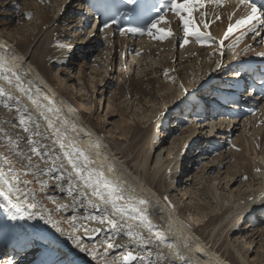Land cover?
<instances>
[{"label":"bare ground","instance_id":"obj_1","mask_svg":"<svg viewBox=\"0 0 264 264\" xmlns=\"http://www.w3.org/2000/svg\"><path fill=\"white\" fill-rule=\"evenodd\" d=\"M3 1L0 0V4ZM193 1L200 6H194ZM48 3L57 4V10L63 8V17L55 18L57 14H50L46 7H41ZM85 3L86 0H37L26 10L37 15L39 20L37 32H42L40 41H45L46 45L38 55L44 65L29 52L37 34L28 30L17 31L10 27V20L0 17V64H3L0 76H7L12 81L8 83L0 78V88L5 92L0 96V153L12 159L18 170L15 174L19 176L17 183L21 189L11 199L0 195V255L3 256L0 262L4 260V264H8L9 258L17 257L21 249L28 248L29 255L12 264H124L123 257L129 251L137 257L133 264H264V230L242 226L248 216L257 217L261 212L264 216V100H260L254 109L247 104V95H243L244 99L237 104L232 100L236 92L232 78L239 73L235 61L264 56V19L249 20L253 14L251 5L246 3L190 0V17L188 12L180 10L153 23L155 27L141 37L143 42L139 47L142 53L155 55L171 50L169 57H172L174 42L175 45L182 42L181 46L186 49L181 53L182 60L171 65L172 69H166L163 61L152 63L149 69L143 68L140 77H144L150 88L139 89V96L133 95L134 82L124 72L126 97L131 103L116 106L119 119L110 125L120 137H114L98 124L94 108L82 109L64 93L61 80H52L44 69L48 61L61 65L67 74L75 62L71 57H78L77 46L85 54L101 38L99 33L82 36L81 29L74 32L75 26L81 28L83 22L98 29L102 25L101 20L89 16V11L83 12ZM96 3L105 7L101 0ZM177 3H184V0H177ZM258 14L256 12L255 16ZM165 19L167 23H164ZM188 19L192 21L190 30L184 24ZM61 22L64 23L62 26L59 25ZM159 26L162 30L158 31ZM101 33L107 43L102 50L106 54L100 59L105 61L112 57L106 63L110 65V71L105 79L111 81L109 75L113 73V56L119 41L124 55H127L136 46L137 39L119 35L112 25L110 30ZM63 36L68 42L62 40ZM58 40L63 43L56 44ZM143 64L140 60L137 65ZM213 66L218 68L210 75L212 82L208 75ZM173 80L182 86L184 95L177 94ZM215 85L222 92L219 96L212 93ZM96 94L97 91L92 92L88 101L94 106ZM211 96L217 104L221 100L219 109L224 105L217 121H210L208 117L219 112L208 109ZM33 100L37 103L34 104ZM157 102L161 105L155 106ZM133 106L140 111L132 109ZM128 107L131 109L127 110ZM48 108L52 111L48 112ZM178 108H182V115L184 109L189 111L190 108L195 116L188 120L194 122L173 138L171 147H166L165 141L156 142V135L160 134L157 131L164 119L174 115ZM227 112L231 116L224 115ZM45 116L61 133H66V147L70 141L74 142L89 155L92 167L102 168L127 195L147 202L148 211L142 223L121 220L112 213L110 206L95 207L80 194L79 186L67 175L72 171L71 165L63 160L62 150L55 142V130L48 128ZM21 117L26 125H21ZM181 118L179 115L177 119ZM206 118L213 132L208 136L202 131V135L194 139V134L201 133L200 129L205 127L203 121ZM36 124L40 125L39 129ZM194 124L199 128H194ZM167 125L170 126L169 121ZM25 126L29 131L24 130ZM35 131L41 135H33ZM29 139L47 145L42 151L60 155L64 169L49 175L33 174L34 170L23 167L27 161L15 153L32 156L28 151ZM17 140L18 144L15 143ZM222 141L228 145L222 143L220 146ZM201 144L207 151L208 145L214 144L212 146L220 149V156L212 159L209 167L206 163L202 165L200 174L195 175L192 200L198 211L197 221L193 222L190 209L179 203L172 192L180 186L178 188L184 196L187 185L182 175L187 179L190 177L187 166L197 159V153L193 154L192 149ZM164 148L169 152L167 155H164ZM32 160L43 169L53 167L51 160L41 161L36 156H32ZM226 163L228 167L222 169ZM206 167L215 175L207 177L205 172L202 173ZM23 172L28 174L23 175ZM25 180L31 182L25 183ZM252 180L257 181V190L253 188ZM24 194H30L29 202L37 204L35 209L22 203ZM28 213L32 214L31 218ZM93 216L97 218L91 219ZM109 219H117V225L113 227ZM130 231L134 236L128 235Z\"/></svg>","mask_w":264,"mask_h":264},{"label":"rangeland","instance_id":"obj_2","mask_svg":"<svg viewBox=\"0 0 264 264\" xmlns=\"http://www.w3.org/2000/svg\"><path fill=\"white\" fill-rule=\"evenodd\" d=\"M37 0H4L3 4H0V17L2 19L5 20H10V27H13L15 30L20 31V32H24L25 30H28L29 32H34L33 34H37L36 36L39 38H35L33 44L29 47V52L31 56H35L34 58L36 60H39L40 63L43 64V59L38 55V52L41 48H44V46L46 45V42H42L40 40L43 39V36L41 35L42 32L38 33V29L36 28V24L39 22V20L37 19V15H34L32 12L29 13L30 11H26L29 7H32V3L36 2ZM58 1V0H57ZM64 1V0H63ZM9 2V3H8ZM43 5V4H42ZM41 7H46L47 10H49L50 14H57V16L55 18L59 17H63V8H59V10H57L56 5H52L51 3H48L44 6ZM64 6V4H63ZM83 12H87L86 6H85V10H83ZM79 16H82V13L79 14ZM167 23V20L164 22ZM62 24H64L63 22L59 23L60 26H62ZM17 28V29H16ZM74 28V27H73ZM76 30L74 32H76L78 29H81V35H89L92 33H99V35L101 36V40L99 39V41L95 42L94 38H91L90 40L95 42L94 47H90L92 48V50H89L90 48H88V51L83 54L82 51L80 49L79 46H77V55L78 57H71L72 60H74V64L71 67L70 72H67V74H65L64 71H62L61 69V65H57L55 63H51L47 61V64H45L44 69L46 74L54 81H58L61 80V85H63L64 87V93L68 94L71 96V98H73L76 102L77 105H79L82 109L84 110H92V108H94V116L97 119V121L99 122L98 124H100V126L102 127V129L108 133H111V135H115L114 137H117L118 134H116V131H113L112 129H114L113 126H111L110 124H112V121H114L115 119H119V112L116 109L117 107H122L123 105H125V103L128 102V104L131 103V99H127V95H126V91H125V76H124V72L128 73L131 77H132V81L134 82V90H133V95L134 96H139V89H143V90H147L150 88V84L148 82H146V80L142 77H140V73L142 71L143 68L149 69L150 67H152L153 64H157L161 61L162 64H164L166 67V69H172L173 67H171V65L174 64H178L182 59V52L184 51L183 46H181L180 42L179 44L175 45L174 42V46H175V50L173 51V59L172 57H169V55L171 54V50H169V52L164 51V52H157L155 55L154 54H145L142 53L140 51V47H139V43L143 42L142 39H137V42H135L136 46H134L132 51L127 52V55H124L123 50L121 49L120 45V41L119 44L117 46V52H115L114 54V59H113V73L111 75H109L111 81H105L106 76L108 75L109 71H110V65H106V63H108V61L112 60V57H107V60H101V56H105L106 51H102L103 48L106 47V43H107V38L105 37L104 34L101 33L105 32V29L103 28H93L90 25H84V22L82 23V26L80 28V26L76 27ZM91 28V29H90ZM67 29V28H65ZM70 29V28H68ZM97 29V30H96ZM162 30V26L158 27V31ZM164 30V29H163ZM69 32V31H68ZM73 32V31H70ZM164 32V31H163ZM162 33V32H160ZM66 36V35H65ZM63 36L62 40L68 42V39ZM118 40H120V38H118ZM171 40V38H170ZM63 41L58 40L56 42L57 43H63ZM54 42V41H53ZM78 43H80L79 41H77ZM169 43V42H167ZM134 44V42H133ZM23 45V44H22ZM180 45V46H179ZM84 49L86 50L87 47H84ZM159 50H163V48H160ZM168 53V55H166L165 53ZM105 53V54H104ZM104 54V55H103ZM186 57V56H185ZM168 60L170 63L172 62V64H168L165 61ZM140 60L144 63L143 65H141L140 67H138L137 64H140ZM148 63V64H147ZM153 63V64H152ZM104 64V65H102ZM44 65V64H43ZM57 65V66H56ZM171 67V68H170ZM178 67V66H176ZM217 66H213L210 70L211 73L208 75V80L211 78V74L216 73L217 71ZM156 73H153V75H155ZM69 77V78H68ZM105 77V78H104ZM142 79V81H139ZM207 78V77H206ZM207 80V79H206ZM174 83L176 84V91L178 95H184V91L182 89L181 85H178V82L176 80H173ZM211 81L213 82L212 78ZM141 82V83H140ZM81 83V85L83 87H81V85H79ZM104 83L103 87H101V85ZM200 84H204L199 82ZM199 84V85H200ZM80 87H79V86ZM203 85H201L202 87ZM208 87V85H207ZM136 89V90H135ZM205 89V88H203ZM139 90V91H138ZM94 91H97V94L95 95V106L93 104H90L89 101V96L91 95V93ZM182 93V94H180ZM194 104V103H192ZM161 105L160 102H157V104H155V106H159ZM163 105V104H162ZM180 106V105H179ZM129 108L131 109V107H128L127 110H129ZM132 109H138L136 106H133ZM182 108H178L177 111L174 113V115H168L166 117V119H164V121L161 123V125L158 128L157 133H160L158 135H156V142H160V140L165 141L164 144L166 147H171L172 146V140L173 138L178 135L180 133V131L184 130L185 127H187L190 122H194V120H188V119H193V114L191 109L189 108V111L187 109L183 110V115L181 113ZM182 117L181 120H178L177 118ZM188 120V121H187ZM168 121L170 122V126L168 127ZM212 121V120H210ZM217 121V120H216ZM206 124L205 127L201 130V133L198 134H194V139H198V136L202 135V131L203 133H207L208 136L213 132V129L211 130V124L209 123V121H203ZM202 121L200 122L201 124L203 123ZM217 124V123H216ZM194 128L197 127L199 128L197 125H193ZM108 129H110V131H108ZM186 129V128H185ZM198 130V129H197ZM195 131V130H194ZM102 133V132H101ZM113 133V134H112ZM203 134V135H204ZM119 136V135H118ZM232 136V135H231ZM230 136V138H231ZM120 137V136H119ZM229 137V136H228ZM233 137V136H232ZM217 140H220L219 138H217ZM222 143H225V145H228V142L222 141L220 143V146L222 145ZM214 145V144H212ZM212 145H208L209 150L215 149L214 151L208 153L207 149L204 148L203 144L199 145V147H194L192 149L193 154L197 153V159L196 161H192L191 163H189V165L187 167H189L187 171H189V178L187 179L186 176L182 175V179L184 181H186V192L184 194V196H182L183 192L180 191L179 188H181L180 186L177 187V189H175L172 193L173 195H175V199L179 202V203H183L185 204L186 208L190 209L189 213H190V220L191 221H197L196 220V213H197V209L195 206V201L192 200V196H193V192L192 189L193 187L196 185L195 181H196V174H200L199 171H201L202 165H204L206 163L207 167H209L212 163V159L217 158L218 156H220V154L218 155V153L220 152V149L217 148V146H212ZM215 147V148H214ZM165 152L164 155H167V148H164ZM199 155V156H198ZM195 159V158H194ZM216 162V160H214ZM192 164V167L190 168V165ZM229 164H224L222 169H225L228 167ZM183 167V165L181 166ZM207 167L203 170L202 173L205 172V175L207 177L212 176L213 174L215 175L214 172H208L209 169H207ZM208 173V174H206ZM213 175V176H214ZM221 178L224 177V172L221 174L220 176ZM238 183V182H236ZM242 183V182H241ZM192 184V187L191 185ZM252 185L254 190H257L258 188V184L257 181L252 180ZM224 186V184H223ZM242 187H244V183L242 185ZM242 189V188H241ZM245 190V188H243V191ZM251 197V196H250ZM245 199H248V196L245 197ZM181 201V202H180ZM209 204V203H208ZM263 213L261 212L260 215H258L257 217H252V216H248V218H246L244 227L250 228V227H256V229L260 230L263 229L264 230V216H261ZM262 217V218H261ZM258 219V220H257ZM257 223V224H256ZM241 226V227H242ZM37 245V244H36ZM29 255V250L28 248H25L24 250L21 249V252L18 254L17 257L14 258H9L8 264H12L13 262H16L17 260L21 259V258H26ZM1 261V260H0ZM4 261V260H3ZM0 262L2 264H4V262ZM6 261V262H7Z\"/></svg>","mask_w":264,"mask_h":264},{"label":"snow or ice","instance_id":"obj_3","mask_svg":"<svg viewBox=\"0 0 264 264\" xmlns=\"http://www.w3.org/2000/svg\"><path fill=\"white\" fill-rule=\"evenodd\" d=\"M172 8L177 11H185L189 13V17L191 16V7L189 6L190 0H184V3H177V0H169ZM251 16L248 17L249 20L256 19L255 13L258 9L255 5H251ZM183 19V17H181ZM163 19V17L161 18ZM246 21H238V23H243ZM191 19L184 20V24L186 29L190 30ZM104 27H109L108 24H105ZM152 27H155L153 24ZM129 32H139L142 31L138 28H129ZM163 38V37H161ZM0 69H3V64H0ZM0 78L5 79L8 83H12L11 80L8 79L7 76H0ZM19 77H16V80L19 81ZM19 87V85H17ZM20 91L23 92L24 89L20 87ZM5 94L4 89L0 88V96ZM29 99H32L29 96ZM34 104L37 101H32ZM8 105L5 104V107ZM48 112H51L52 109L48 108ZM43 115V114H42ZM45 120L48 121V128L55 130V135L57 136L56 143L59 145L62 150L63 160L71 165L72 171L68 172L67 175L73 181V183L77 184L80 189V194L82 196H86L90 202L94 204L95 207H99L101 205L110 206L112 213L115 214L119 219H127L132 221H140L141 223L144 221V218L147 215L146 201L140 199L136 200L133 196L127 195L125 193L124 188L110 180L102 170V168H94L92 167L93 161L89 157V155L81 148L75 145L74 142H69L67 147L64 143L66 137V133H61L60 129L53 124V122L47 117H44ZM21 125H26V121L23 117L20 119ZM36 129H39L40 125L36 124ZM25 131H29V128L25 126ZM33 135L40 136L41 133L39 131L33 132ZM9 142L12 143L11 137H9ZM16 144L19 141H15ZM29 149L28 151L32 153V156H36L41 161L51 160L53 162V167L43 169L39 164L34 163L32 160V156H28L23 152H17L16 155L20 156L22 160L27 161L26 165L23 167H27L30 171L34 170L33 174L42 173V174H51L54 171H60L64 169V162L61 160L60 155H50L48 151H42V149H46L47 145H40L36 140L29 139ZM11 151V150H10ZM59 162V163H58ZM58 163V167L56 166ZM7 169V170H5ZM18 170L15 168L12 159L9 156L3 155L0 153V195L4 196L7 199H11L13 195L21 192L19 188L18 181L19 176L15 173ZM23 175H27V172H23ZM63 179V176L60 177ZM25 183H30L31 181H24ZM43 183V182H42ZM29 195L24 194V198L22 200L23 204H26L28 208L35 209L37 204L35 202H29ZM17 199L20 200V197L17 196ZM139 205V206H137ZM59 210V209H57ZM29 218H31L32 214L28 213ZM86 219L88 217H85ZM91 219H96L97 217H90ZM103 222V220H101ZM110 224L115 227L118 223L117 219H109ZM129 236H134V234L130 231L128 233ZM137 257L129 251L126 256L123 257L124 264H133L136 261Z\"/></svg>","mask_w":264,"mask_h":264}]
</instances>
